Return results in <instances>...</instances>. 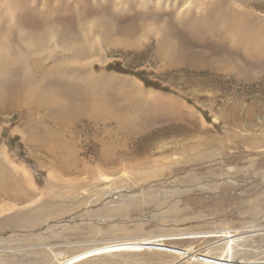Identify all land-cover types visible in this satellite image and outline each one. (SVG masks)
Returning a JSON list of instances; mask_svg holds the SVG:
<instances>
[{"label":"rangeland","instance_id":"374dc122","mask_svg":"<svg viewBox=\"0 0 264 264\" xmlns=\"http://www.w3.org/2000/svg\"><path fill=\"white\" fill-rule=\"evenodd\" d=\"M0 188V264H264V0H0Z\"/></svg>","mask_w":264,"mask_h":264},{"label":"bare ground","instance_id":"6f19581e","mask_svg":"<svg viewBox=\"0 0 264 264\" xmlns=\"http://www.w3.org/2000/svg\"><path fill=\"white\" fill-rule=\"evenodd\" d=\"M0 190H1V188H0ZM7 195H8V194H7ZM5 196H6V194L4 193V191L1 190V191H0V198H4ZM9 197H11V195H10Z\"/></svg>","mask_w":264,"mask_h":264},{"label":"trees","instance_id":"16d2710c","mask_svg":"<svg viewBox=\"0 0 264 264\" xmlns=\"http://www.w3.org/2000/svg\"><path fill=\"white\" fill-rule=\"evenodd\" d=\"M147 86H150L151 83H148L147 81H143Z\"/></svg>","mask_w":264,"mask_h":264}]
</instances>
